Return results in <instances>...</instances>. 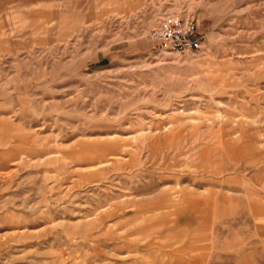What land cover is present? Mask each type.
Masks as SVG:
<instances>
[{
	"label": "rangeland",
	"instance_id": "374dc122",
	"mask_svg": "<svg viewBox=\"0 0 264 264\" xmlns=\"http://www.w3.org/2000/svg\"><path fill=\"white\" fill-rule=\"evenodd\" d=\"M0 264H264V0H0Z\"/></svg>",
	"mask_w": 264,
	"mask_h": 264
},
{
	"label": "built area",
	"instance_id": "2783aa9c",
	"mask_svg": "<svg viewBox=\"0 0 264 264\" xmlns=\"http://www.w3.org/2000/svg\"><path fill=\"white\" fill-rule=\"evenodd\" d=\"M151 37L160 43L162 50L171 54L197 51L201 48V37L197 32V20L194 17L169 15L151 33Z\"/></svg>",
	"mask_w": 264,
	"mask_h": 264
},
{
	"label": "crops",
	"instance_id": "0c3cea01",
	"mask_svg": "<svg viewBox=\"0 0 264 264\" xmlns=\"http://www.w3.org/2000/svg\"><path fill=\"white\" fill-rule=\"evenodd\" d=\"M173 9H177V7L174 6ZM172 15H176V16H177V14H175V10L172 11L171 16H172Z\"/></svg>",
	"mask_w": 264,
	"mask_h": 264
}]
</instances>
